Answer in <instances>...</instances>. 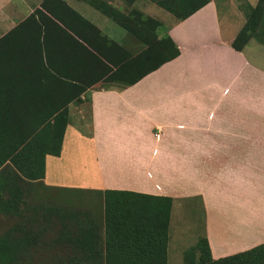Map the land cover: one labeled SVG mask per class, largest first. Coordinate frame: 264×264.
Returning a JSON list of instances; mask_svg holds the SVG:
<instances>
[{"label":"crops","instance_id":"obj_1","mask_svg":"<svg viewBox=\"0 0 264 264\" xmlns=\"http://www.w3.org/2000/svg\"><path fill=\"white\" fill-rule=\"evenodd\" d=\"M42 1L0 0V36L36 9L49 14ZM61 1L123 48L131 42L133 52L138 38L127 33L115 10L137 8L155 17L158 6L98 0L114 9L106 14L95 0ZM52 7L67 23L75 20L56 0ZM221 13L209 0L183 20L163 15L159 20L179 49L176 57L130 86L95 82L80 94L79 105L68 104L59 152H46L41 178L20 182L22 200L31 205L17 233L35 235L43 250L46 226H55L56 239L67 223V247L58 246L68 249L70 259L79 255L76 264H145L170 198L166 264H184L189 246L169 245L174 208L189 214L185 200L198 199L214 259L264 243V44L250 37L241 50L234 48L246 21ZM86 102L88 116L81 109ZM51 134L45 131L34 145L47 150ZM59 190L94 192L100 206L83 199L86 204L75 207L78 201L60 197ZM3 218L4 230H12L13 215Z\"/></svg>","mask_w":264,"mask_h":264},{"label":"trees","instance_id":"obj_2","mask_svg":"<svg viewBox=\"0 0 264 264\" xmlns=\"http://www.w3.org/2000/svg\"><path fill=\"white\" fill-rule=\"evenodd\" d=\"M56 1L76 17L71 24L53 10V0H43L41 6L49 14L36 9L0 36V219L5 214L18 218L12 230L3 229L0 234V264H21L34 250L41 249L35 235L27 233L22 236L15 231L24 218L19 206L23 195L20 182L24 177L41 178L46 152H59L68 122V104L81 99L80 94L98 81L130 86L179 54L177 45L165 30L158 37L156 30L162 27L161 22L145 18L137 24L140 26L135 27V34L145 48L130 55L127 49L110 40L63 1ZM151 1L173 14L176 20H183L209 0ZM94 6L106 14L114 11L102 1L95 0ZM263 6L259 0L251 7L245 25L232 41L234 48L241 50L253 34L264 44V28L257 29ZM118 21L124 25L119 17ZM149 21L155 25V33L152 32L155 40L148 34L151 29ZM47 130L53 132L47 143L50 147L39 149L34 143ZM167 200L168 205L160 212L159 219L163 229L161 231L159 227L154 244L156 249L149 251L151 260L145 264H166L171 199ZM68 227L67 223L62 224V234L56 239L53 237L47 245L44 240L45 248L52 245L55 250L48 258L51 264H76L79 258L74 251L77 257L70 259L68 249L61 248L67 247ZM59 243H63L60 248ZM194 250L200 251L197 260L192 257ZM185 260L187 264H264V243L214 259L207 237L203 235L186 252Z\"/></svg>","mask_w":264,"mask_h":264},{"label":"rangeland","instance_id":"obj_3","mask_svg":"<svg viewBox=\"0 0 264 264\" xmlns=\"http://www.w3.org/2000/svg\"><path fill=\"white\" fill-rule=\"evenodd\" d=\"M218 3V8L220 9V12H222V17L223 19H227L230 21H235L234 18H243V20H247L248 17L251 14V7H254L255 5H257L259 3V0H216ZM231 1L233 2L232 5ZM262 2L264 3V0H262ZM159 6H154V9H156L157 13L155 15V17H151L148 14H146L144 11L138 10L137 8H126L123 11H116L115 13H117V17L120 18L121 22L125 25L128 26L129 29L126 28L127 33H129L130 35H134L135 39H137V35L135 34V27H138L140 25L141 21H143L145 18L146 19H152L153 21H157V22H161L159 19L163 18V15H169L167 13H169L168 11H166L165 9L162 10L161 7L158 8ZM237 8V9H236ZM233 10H235V12H233ZM166 11V12H165ZM127 15V16H125ZM141 15V17H140ZM170 15L176 19V17L170 13ZM169 16V17H171ZM221 16V15H220ZM242 16V17H241ZM147 20V21H148ZM258 28H264V6H263V10L260 11V19L258 20ZM149 26L151 27L150 31H149V37L153 38V33L155 29V25L154 23L149 21ZM165 27L162 25V27L159 26V28H157L156 33L158 35V37H161L162 33L164 32ZM252 38H256L255 34H253L251 36ZM155 40V39H154ZM137 43L139 44V49L136 51H132L131 49H134L133 45L131 42L127 43L126 49L129 47L130 51H128V53L130 55H136L137 53H139L140 51H142L145 48V44L141 42V40L138 38ZM136 47V46H135ZM124 62H129L127 60H124ZM130 63V62H129ZM108 83H101V86H106ZM83 99H79V100H74L73 102H75V104L79 105L80 102H82ZM81 109H82V113L85 116H88V103H83L81 105ZM68 111H69V106H68ZM23 185V184H21ZM26 188V187H25ZM27 189V188H26ZM24 190V186H22V193ZM46 192V191H45ZM45 194V193H43ZM57 194H61L59 195L60 197H67V199L69 200V198H73L74 201H78L76 203H72V205L74 204L75 207L78 206V204H80L79 202H83L84 204H86L85 201H83V199H87L92 203V205H96V207L99 208L100 203H99V195L91 192V191H86V190H69V191H62L59 190L57 191ZM37 196V195H36ZM26 200H28V198H25ZM44 203V202H42ZM182 203V202H181ZM46 204V203H45ZM184 204H187L190 206V211L189 214L187 212H178V208L179 206H175L174 208V214H173V226L171 228V237L169 239V245H171V249L175 250L176 246H189L187 248H185L183 250V260H184V264L186 263L185 260V255L186 252L188 250H190L197 242L198 238H200L201 236H203L204 234V215H203V211H202V206L200 204V201L198 199H187L185 200ZM31 205V203L25 202L22 200V202L19 204V206L23 209V214L24 216H26L27 214V210L28 207ZM41 206L43 208H45L44 204H41ZM40 206V207H41ZM41 208V210L44 211V209ZM21 209V210H22ZM97 211V210H96ZM4 218L0 219V234L4 229ZM28 219V218H27ZM18 218L16 216L13 215V226L16 225ZM46 220V217H45ZM46 222L49 223L48 220H46ZM22 223V222H21ZM39 225V224H38ZM40 226H42V224H40ZM54 225H49L48 227L46 226L45 228V235H44V239L46 240L45 245H47L48 242L52 241L53 239V235L52 232H54L53 230ZM32 228L31 224H28V229ZM171 250V252H172ZM53 252H55V250L52 248V245L49 247L47 246L45 249L43 250H34V252L31 254L30 257L28 258H24L21 264H51V262L48 260V258L52 257ZM193 252V251H192ZM199 253L200 251L198 250H194L193 252V258L194 260H197L199 257ZM173 255L176 256V251H173ZM44 259V261H43ZM47 259V260H46Z\"/></svg>","mask_w":264,"mask_h":264}]
</instances>
